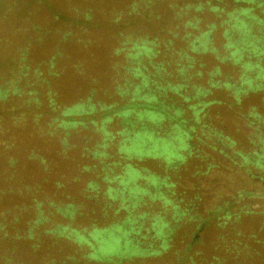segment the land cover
<instances>
[{
  "label": "trees",
  "instance_id": "1",
  "mask_svg": "<svg viewBox=\"0 0 264 264\" xmlns=\"http://www.w3.org/2000/svg\"><path fill=\"white\" fill-rule=\"evenodd\" d=\"M159 1H134L132 9L127 14L134 16L139 21L145 19L152 21L153 16L160 19L161 15L159 13L155 14V10L150 8L151 5H155ZM236 1L245 2L247 5L232 10L229 12V19L222 21V24L227 25L225 35L228 36L229 41L225 48L228 52L218 59L231 62L233 65L240 67V83L229 80L215 81V76L220 73L219 65L212 69L208 75L211 87L224 85L233 90L234 95L239 100V95L245 92L247 88H264V64L262 63L264 60V8H262L264 0ZM209 3V1L200 2L197 9L203 10ZM169 6L171 12L172 10L174 12L172 19H182L183 21L185 18V21L181 25L176 24L174 27L166 29L165 37L161 36L160 31H155L154 35L145 37L125 36L122 45L117 48V52L123 53L125 57V64L122 66L123 71L117 72L116 78L111 79L108 87L102 89L103 93L109 94L107 101L95 99L98 85L97 80L93 79V82H90L92 83V89H90L86 98L79 99L71 105L62 104L58 98V90L54 91L52 89L53 77L59 76V73L53 70L54 61L52 60L54 58H52L49 68L48 66H44V70H40V67L34 68L32 78L28 76L30 64L18 66L20 73L24 77L26 76L27 79L23 83L22 78L19 79L20 83L17 86L14 85L13 81H4L0 84V102L8 104V107L4 108L2 113L9 115L16 112L15 108L9 109L12 107L11 99H16L13 100V103H16L18 109H31L30 107H32L30 110L33 113L32 120L28 121L25 111L21 112L19 117L14 116L12 119L16 121L15 123L18 124L20 129L29 126L31 135H36L32 142L33 148L27 155V160L20 158L17 162V158L7 157L6 150L11 146L5 143L6 140H3L5 137L3 128L6 130V127L0 120V169H2L0 175V264H124L132 258L160 256L172 246L171 242L178 226L177 222L182 221L183 217L199 207V204L195 203L191 207L181 208L180 199L170 189L175 187V183L167 182L170 177H166L163 181L155 175L147 177L140 168L134 167L130 163L125 164V172L113 175L112 178L109 177L116 166L115 162L108 160L114 154L110 152V145L114 142L116 135L120 136L118 138L117 153L120 154L121 158L129 159V155L122 149L132 142H137L140 132L151 130L159 137L170 136L176 138L179 135L176 126L181 121H185L182 122L185 128L180 127V130L186 132L183 135L189 136L188 141L191 148H194L191 144L192 137L197 134V129L201 128L202 130V125L205 124V122L196 123L195 119L200 113L198 115H195V113L198 110L202 112L206 106L213 102L204 100L190 106L194 109V119L176 117L175 112L172 114L170 110L173 104L165 103L168 93H173L185 102H189L190 99L205 96L211 90V88L204 89L196 84H191L190 80L196 76L192 72L196 60L190 51L209 50L207 43L212 29L196 35L192 31L198 28L196 20L188 16L193 5L187 4L177 9V4L172 2ZM256 7L262 8V16L254 14L253 10ZM148 9L151 13L145 16L144 14ZM212 9L215 12L224 11L223 7L219 5L213 6ZM249 10H252V12L249 15L245 14ZM122 14L117 15L114 21H119L123 17ZM245 15L249 17L245 18ZM85 18H91V15L87 13ZM256 25L260 26V30L258 34L253 32L251 36L259 40L260 44L258 46L245 39L243 40ZM180 28H182L181 31H179ZM236 29L244 34L239 41L232 38ZM178 38L185 42V48L179 49L176 46ZM231 39L238 41L237 44L231 46ZM22 61L24 62L25 58ZM200 67L204 68V63H200ZM250 67L251 70H249ZM81 71H85L83 67ZM202 73V70L197 71L198 76H201ZM250 80L255 82L252 83V87L248 86L247 83L243 84ZM192 89L195 92L191 95L187 94ZM176 109L180 108H175V111ZM180 110L182 111V109ZM101 111L104 112V115L98 121L95 113ZM140 111L161 114L164 119L152 123L149 120L151 118L147 116L144 120L139 121L137 114ZM252 115L259 123L264 124V120L261 119L259 114L252 112ZM115 117L120 118L123 125L116 132L108 128ZM167 120L175 121L172 125L175 132L169 130L166 135H161V125ZM15 123L14 126H16ZM248 123L249 125L254 124L253 121H248ZM191 127H194V130H191ZM257 127V130L261 132L262 126ZM210 128L212 133L225 138L223 137L224 134L218 131L216 127ZM83 130H86L87 133L84 137L81 136L83 138L79 140V134ZM198 138L201 137L197 136L196 139ZM225 139L227 142L224 143V146L222 145L220 151L227 160H230L228 162H233L234 165L240 167L245 166V171L248 173L247 179H249L251 185L260 186V188L254 191L249 189L240 190L237 187L236 193L233 195L227 194L222 199L221 204L219 203L213 207L212 214L216 215L224 212L226 220H224V224H227V220L232 217L235 220L239 219L243 216L242 214L248 216L264 215V209L256 211L258 203L253 200L255 197L264 199V189L261 188V186H264V144L257 150L244 154L233 150L236 141L229 138V135ZM11 143L12 145L15 144V142ZM214 147L216 148L217 145ZM76 150L80 152H76ZM230 151L235 153L237 158ZM52 155L66 159L69 162H75L76 166L73 168L75 174L70 179L66 180L63 175L62 178L55 179V175L50 169L53 162ZM238 156L241 157L243 162L239 161ZM79 158H86V163L79 164V161H77ZM21 159H23L22 162L30 161L40 166L41 176L39 178L31 181L30 172H26V175L22 177L24 181L29 182L32 186L25 185L26 182L23 183L22 178L14 174V170L10 172L4 169V166L9 163L12 166L17 163L16 171L17 169L19 171V167L23 168V163L20 162ZM3 164L4 166H2ZM55 164L57 163L55 162ZM222 165L224 166V164ZM225 168L233 170L232 165H226ZM98 170L105 173L103 181L108 184L107 189L102 190L101 182L97 181L96 178L85 180L82 177L83 175L86 176L85 173H98ZM137 171L141 172L140 177L150 179L154 184V194H152V189H148L147 186L140 183L137 184V181L132 185L144 188V193L143 190L133 192L131 188L125 189L123 179L127 181L135 179ZM252 176H258L259 179H252ZM116 179H120L122 187L111 185ZM227 179L231 181L229 185H232L233 189H235L234 186L242 184L239 182H243V179L235 180L231 176H227ZM256 181L257 183H255ZM162 183L169 189L168 194L163 189H159ZM73 184L76 186H73ZM127 191L130 193V198L133 199L132 202L118 205V207L115 206L113 201L119 199V193L126 197L125 192ZM147 194L153 198L151 200L161 201V209L164 212H172L173 219H166L164 215H161L163 211L160 210L155 213L154 219H150V225L145 227L144 218L147 214L129 217L131 211L141 205L143 196ZM121 210L129 212L127 219H123L122 222L102 223L98 220L108 217L109 214L117 216ZM75 215L85 216L92 220L84 228L73 227L71 222L66 224L51 222V219H56L58 216L65 219H74ZM195 216H191L193 219L190 220H198L195 219ZM207 220L201 219L196 227L198 231L201 230L202 225ZM144 229L145 233H143ZM112 234L122 239L123 250H126L129 243V247L135 249L139 254L133 256H129L127 253L103 254L101 247L108 241H112ZM195 241L196 238L194 237L187 248L190 249ZM262 241L259 240L261 245ZM236 242L238 244H233L232 248L235 250L236 255H239L241 253L239 248L241 242L239 240H236ZM214 259L220 263L219 258L214 257ZM184 261L181 260V262ZM189 264H195V262L192 260Z\"/></svg>",
  "mask_w": 264,
  "mask_h": 264
},
{
  "label": "rangeland",
  "instance_id": "2",
  "mask_svg": "<svg viewBox=\"0 0 264 264\" xmlns=\"http://www.w3.org/2000/svg\"><path fill=\"white\" fill-rule=\"evenodd\" d=\"M134 1L139 0H0V84L4 81H13L14 85L17 86L21 78L23 83L27 77H24L19 71L18 66L22 64L31 65L28 76L32 78L34 68L40 67V70H44V66L49 68L50 62L54 61L53 70L58 72L59 76L53 77L52 89L54 91L58 90V98L62 104L71 105L79 99L86 98L90 89H92V83L90 82H93V79L97 80L98 85L95 99L107 101L109 94L103 93L102 89L108 87L111 79L116 78L117 72L123 71L122 66L125 64V57L123 53L117 52V48L122 45L125 36L145 37L154 35L155 31H160L161 36L165 37L166 29L174 27L176 24L181 25L185 21V18L183 21L182 19H172L174 12L173 10L171 12L170 3L177 4V9L187 4L193 5L188 16L189 18H195L198 28L192 31L196 35L209 29H212V32L207 43L209 50L202 51L200 48L201 52L190 51L196 60L192 70L196 76L190 82L204 89L211 88V90L205 96L190 99L189 102H185L173 93H168L165 103L173 104L170 110L172 114L175 112L176 117L190 119L194 117V109L190 106L199 101H213L202 112L198 110L195 113V115L200 113L195 119L196 123L205 122V124L202 125L203 129L198 128L197 134L192 137L191 144L194 148H191L188 141L189 136L183 135L186 132L180 130V127L185 128L184 123H182L185 121H181L176 126L179 133L176 138L170 136L159 137L151 130L140 132L137 142H132L122 149L129 155V159L121 158L120 154L117 153L118 138L120 136L116 135L114 142L110 145V152L114 154L108 160L116 163L114 172L109 175L110 178L113 175L125 172V164L130 163L132 166L140 168L147 177L155 175L161 181L166 177H170L167 182L175 183V187L170 189L180 199L181 208L191 207L195 203H198L199 207L183 217L182 221L177 222L178 226L171 242L172 246L165 253L160 256L132 258L124 264H186V262L189 264L192 260L195 264H217L218 261L214 257L220 259L218 264H264V215L248 216L242 214L243 216L239 219L235 220L232 217L227 220V224H224V212L216 215L212 214L213 207L219 203L221 204L222 199L227 194L233 195L236 193L237 187L240 190L249 189L254 191L260 188V186L251 185L249 179H247L248 173L245 171V166L240 167L234 165L233 162H228L230 160L225 158L220 149L227 142L225 139L227 135L236 141L233 150L244 154L257 150L264 144V124L259 123L252 115V112L257 113L264 120V88H247L245 92L239 95L240 99L238 100L233 90L224 85L211 87L208 75L212 69L219 65L220 73L215 76V81L229 80L240 83V67L233 65L231 62L221 61L218 58H222L228 52L225 48L229 41L228 36L225 35L227 25L222 24V21L229 19V12L247 4L236 0H160L150 7L155 10V14L159 13L161 15L160 19L153 16L152 21L148 19L139 21L134 16L127 14L132 9ZM207 1L210 3L209 5L205 4L203 10L197 9L200 2L205 3ZM216 5L223 7L224 11L215 12L212 7ZM262 8H264V5ZM262 8L256 7L253 10L254 14L262 16ZM251 12L252 10H249L245 14L249 15ZM87 13L91 15V18H85ZM120 13H123V17L119 21H114ZM149 13L151 12L148 9L144 15L148 16ZM247 15H245V18L249 17ZM181 30L182 28L179 29V31ZM259 30L260 26L256 25L243 40L245 39L258 46L260 44L259 40L252 38L251 34L253 32L258 34ZM243 35L236 29L232 38L239 41ZM233 39L230 40L231 46L236 45L238 42ZM176 44L179 49L185 48V42L180 38L176 40ZM23 58H25L24 62L22 61ZM200 63H204V68L200 67ZM262 63L264 64V60ZM82 67L85 71H81ZM198 70L203 71L201 76L197 75ZM249 70H251V67ZM136 81L138 82L137 79ZM246 83L252 87V83L255 82L250 80L243 84ZM110 92L112 93V90ZM194 92L192 89L187 94L191 95ZM13 100L16 99H11L12 107L9 109L15 108L16 112L9 115L2 113L4 108L8 107V104L0 102V120L6 127V130L3 128L5 133L3 140H6L5 143L11 146L6 150L7 157L17 158L18 162L20 158L27 160V155L33 148L32 142L36 135H31L29 126L20 129L18 124L15 123L16 121L12 119L14 116L19 117L21 112L25 111L28 121L32 120L33 113L30 111L32 107H30L31 109H18ZM175 108H180L183 112L180 109L175 111ZM95 115L100 121V117L104 115V112L101 111L95 113ZM137 115L139 121L148 116L151 118L149 120L152 123L164 119L161 114L148 111H140ZM248 121H253L254 124L249 125ZM174 122L170 120L163 122L160 134L166 135L169 130L175 132V128L172 127ZM14 123L16 126H14ZM122 126L121 119L115 117L108 128L116 132ZM257 126H262L261 132L257 130ZM210 127H216L218 131L224 134L223 137L225 138L212 133ZM191 130H194V127H191ZM86 133L87 131L83 130L78 139L81 140ZM197 136L201 138L196 139ZM11 142H15V144L12 145ZM215 145H217L216 148ZM76 152L80 151L76 150ZM73 153L75 154V152ZM231 153L236 157L235 153ZM52 158V168L50 169L55 175V179L62 178L63 175L67 180L75 174L73 170L76 166L75 162H69L55 155H52ZM77 161L83 165L86 163V158H79ZM239 161L243 162L241 157H239ZM29 162L23 161V164L21 163L23 168L19 167V171L18 169L16 171L17 163L13 166L10 163L2 166L6 171L12 172L14 170V174L20 178L26 175V172H30V180L34 181L41 176L40 166L37 163ZM92 162L94 161L92 160ZM226 165H232L233 170L225 168ZM208 167L210 168L209 171ZM207 171L208 173L204 174ZM85 174L86 176H82L83 179L96 178L97 181L101 182V189H107L108 184L103 181L105 178L103 171L98 170V173L95 174ZM140 175L141 172L137 171L135 179L130 181L123 179L125 189L131 188L133 192L143 190L144 193V188L132 185L137 181V184L140 183L147 186L148 189H152V194H154V184L150 179L142 178ZM227 176H231L235 180L243 179V182H239L242 184L234 186L235 189H233V186L229 185L231 181L227 179ZM255 178L259 179L258 176H252V179ZM25 182L23 180V183ZM25 185L32 186L29 182H26ZM111 185L122 187L120 179H116ZM73 186L76 185L73 184ZM261 188L264 189V186H261ZM159 189H163L168 194L169 189L164 183ZM125 194L126 197L119 193V199L113 201L115 206L118 207V205L132 202L133 199L130 198L129 191ZM151 198L148 194L143 196L142 202L146 204L141 202V205L135 207L129 216L132 218L135 215L147 214L144 218L145 227L150 225V219H154L155 213L162 210L161 201L157 199L153 201ZM253 200L258 203L256 211L264 209L263 198L255 197ZM128 215L129 212L121 210L117 216L109 214L108 217L98 220L102 223L122 222L123 219H127ZM161 215H164L166 219H173L172 212L163 211ZM191 216H195V219L198 220H190L193 219ZM201 219L208 220L198 231L196 227ZM91 220L85 216L75 215L74 219H65L58 216L56 219H51V222L63 224L71 222L73 227L84 228ZM145 232L144 229L143 233ZM194 237L196 241L188 249V244ZM111 239L112 241H108L101 247L103 254L127 253L129 256L139 254L135 249L129 247V243L126 250H123L122 239L117 235L113 236L112 234ZM236 240L241 242L239 245L241 253L239 255H236L235 250L232 248L233 244H238ZM259 240H263V246L259 243ZM181 260L185 261L181 262Z\"/></svg>",
  "mask_w": 264,
  "mask_h": 264
}]
</instances>
